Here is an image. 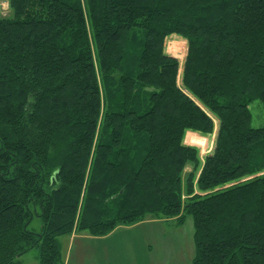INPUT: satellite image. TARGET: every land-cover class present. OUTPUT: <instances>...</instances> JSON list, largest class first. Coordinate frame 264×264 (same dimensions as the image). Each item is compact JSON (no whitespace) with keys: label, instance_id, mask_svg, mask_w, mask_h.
I'll use <instances>...</instances> for the list:
<instances>
[{"label":"trees","instance_id":"16d2710c","mask_svg":"<svg viewBox=\"0 0 264 264\" xmlns=\"http://www.w3.org/2000/svg\"><path fill=\"white\" fill-rule=\"evenodd\" d=\"M0 17V264L146 218L192 264H264V0H8ZM186 42L179 62L168 38ZM217 123V125H216ZM217 127L202 165L187 132ZM193 172L185 176V169ZM185 176V178H184ZM39 210V212H38ZM40 219L38 233L28 230Z\"/></svg>","mask_w":264,"mask_h":264},{"label":"rangeland","instance_id":"374dc122","mask_svg":"<svg viewBox=\"0 0 264 264\" xmlns=\"http://www.w3.org/2000/svg\"><path fill=\"white\" fill-rule=\"evenodd\" d=\"M9 13L8 0H0V17H7ZM165 50L178 60L181 76L187 52L186 42L172 36L166 40ZM249 110L251 127H262L264 113L261 104L254 101ZM216 132L217 127L207 136L187 132L184 137V145L198 150L200 165L213 150ZM191 172L192 167H187L185 176ZM40 228V219L34 217L28 230L38 233ZM58 245L62 264H192L193 224L190 216L185 218L182 225L146 218L138 225L120 227L104 238H92L86 234L60 237ZM19 264H39L38 251L34 249L24 254L19 258Z\"/></svg>","mask_w":264,"mask_h":264},{"label":"bare ground","instance_id":"6f19581e","mask_svg":"<svg viewBox=\"0 0 264 264\" xmlns=\"http://www.w3.org/2000/svg\"><path fill=\"white\" fill-rule=\"evenodd\" d=\"M188 135H191V134H188Z\"/></svg>","mask_w":264,"mask_h":264},{"label":"crops","instance_id":"0c3cea01","mask_svg":"<svg viewBox=\"0 0 264 264\" xmlns=\"http://www.w3.org/2000/svg\"><path fill=\"white\" fill-rule=\"evenodd\" d=\"M111 235V234H110Z\"/></svg>","mask_w":264,"mask_h":264}]
</instances>
